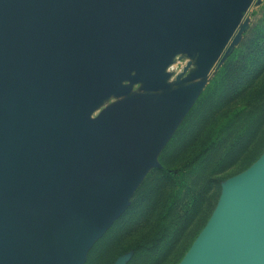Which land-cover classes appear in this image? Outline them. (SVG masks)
I'll list each match as a JSON object with an SVG mask.
<instances>
[{
    "label": "water",
    "instance_id": "water-1",
    "mask_svg": "<svg viewBox=\"0 0 264 264\" xmlns=\"http://www.w3.org/2000/svg\"><path fill=\"white\" fill-rule=\"evenodd\" d=\"M239 0H0V264H82L197 94L161 89L177 53L222 48ZM189 61L176 77L190 67ZM116 264H122L118 261ZM179 264H264V152L224 186Z\"/></svg>",
    "mask_w": 264,
    "mask_h": 264
},
{
    "label": "rangeland",
    "instance_id": "rangeland-1",
    "mask_svg": "<svg viewBox=\"0 0 264 264\" xmlns=\"http://www.w3.org/2000/svg\"><path fill=\"white\" fill-rule=\"evenodd\" d=\"M239 1L247 2V7L213 59L204 61L200 43H195L170 59L161 89L149 90L144 83L126 80L122 83L125 93L110 94L92 111L90 117L95 118L137 95L165 100L183 86L198 87L158 152L156 165L144 173L122 213L91 245L82 264H116L120 260L122 264H179L211 218L224 186L263 154L264 110L250 122L248 110L241 107L249 94L255 98V106L264 91H223L226 85L215 80L221 69V76L227 77L231 70L241 68L249 53H264V0ZM189 61L190 67L177 81ZM225 105L233 109L234 120L229 124L228 112L220 109ZM208 139L212 142L207 143ZM163 169L175 174L168 177ZM173 197L180 202L169 203ZM162 210L169 212L161 219ZM175 214L178 217L172 219ZM180 216L181 222L177 220Z\"/></svg>",
    "mask_w": 264,
    "mask_h": 264
},
{
    "label": "trees",
    "instance_id": "trees-1",
    "mask_svg": "<svg viewBox=\"0 0 264 264\" xmlns=\"http://www.w3.org/2000/svg\"><path fill=\"white\" fill-rule=\"evenodd\" d=\"M261 51L255 52V53H249L247 58L242 60L244 64L241 66V68H235L234 70H231L229 73L230 75H228L227 77L221 76L222 69L220 70V72L218 73V76L215 77V80L217 81L219 80L218 82H223L226 85L224 86L225 88L223 91L233 92V90L245 91L247 89H250L252 91H258L262 89L264 91V74L262 75V73H264V64H263V60H264L263 54L264 53L260 54ZM244 75H247V76L244 78L242 77ZM261 76L263 77L261 78ZM230 87L232 88V90H230ZM231 97L232 96L220 97L216 100V103L219 104V102L226 101L228 98H231ZM244 97L246 98V96ZM247 99L249 100L246 102L245 105L241 107V110L242 109L248 110L249 120L251 122V120L253 121V116H256V114L258 115V113L262 109L264 110V96H262L261 101H259V103H257L255 106L252 104V99H255V98L254 97L252 98L251 94L247 95ZM220 109L222 110L223 113L228 112L227 114L228 120H226V123L229 124L231 121L234 120L232 116L233 109L231 108V106L225 105L223 107H220ZM212 131L213 130H211L210 132ZM210 142H212V140L208 139L207 143H210ZM163 172L168 177L173 176L175 174V172L169 171L167 169H163ZM172 200H174L175 205L176 203L178 204V202H180L179 198L173 197V199H171L169 203H172ZM175 205H174V208H175ZM168 212H169L168 210L167 211L162 210L159 214V217H161V219L164 217H167ZM177 217L178 215L175 214L172 216V219L174 218L176 219ZM177 220H180L181 222L183 220V217L180 216Z\"/></svg>",
    "mask_w": 264,
    "mask_h": 264
},
{
    "label": "bare ground",
    "instance_id": "bare-ground-1",
    "mask_svg": "<svg viewBox=\"0 0 264 264\" xmlns=\"http://www.w3.org/2000/svg\"><path fill=\"white\" fill-rule=\"evenodd\" d=\"M167 66H168V65H167ZM167 66H166V68L163 70V73L166 71ZM164 80H165V79H164ZM164 80H162V84H163ZM122 83H123V82H122Z\"/></svg>",
    "mask_w": 264,
    "mask_h": 264
}]
</instances>
